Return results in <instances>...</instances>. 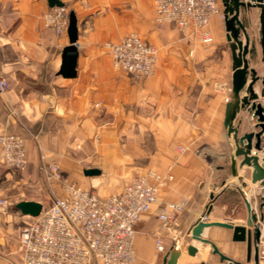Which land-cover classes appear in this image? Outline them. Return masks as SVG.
<instances>
[{"label":"crops","instance_id":"obj_1","mask_svg":"<svg viewBox=\"0 0 264 264\" xmlns=\"http://www.w3.org/2000/svg\"><path fill=\"white\" fill-rule=\"evenodd\" d=\"M62 1L78 20L74 77L59 74L69 37L67 31L58 34L45 27L48 0H0V76L10 83L8 91H0V132L23 133L28 157L27 169L19 171L3 161L0 150V198L5 200L0 204V264H21V256H16L21 251L19 235L29 215L15 203L30 199L44 204L40 197L49 193L45 169L51 162L84 187L100 185L104 195L120 192L144 169H171L173 180L136 224L137 256L129 264H163L172 247L180 252L177 264H229L212 252L210 242L191 233L204 214L209 221H222L227 204L220 199L229 191L240 194L241 202L246 194L255 211L260 192V182L251 179L252 167L240 164L243 155L235 157L237 174H232L235 142L227 135L224 119L232 100L233 60L224 18L212 16L214 40L204 43L174 23L157 22L154 0ZM218 2L224 10L222 0ZM130 32L158 48L157 68L148 78L116 68L106 47ZM252 38L256 53H249L248 59L263 76L259 31ZM261 88L258 80L256 101L263 102ZM245 95L242 91L239 97ZM255 122L249 106L240 105L234 119L238 135L253 130ZM262 148L258 155L264 164V136ZM88 167H98L101 173L87 175ZM240 181L246 191L239 188ZM181 200L187 201L186 207L163 226V202ZM146 229L154 231V241L144 235ZM182 233L190 240L183 242ZM158 236L165 243L163 251L156 246ZM204 237L231 257L232 264L246 261L247 243L233 240L232 229L212 225ZM195 242L207 246L205 254ZM208 255L219 260L208 261Z\"/></svg>","mask_w":264,"mask_h":264},{"label":"built area","instance_id":"obj_2","mask_svg":"<svg viewBox=\"0 0 264 264\" xmlns=\"http://www.w3.org/2000/svg\"><path fill=\"white\" fill-rule=\"evenodd\" d=\"M155 19L159 23H174L182 32L204 43L214 36L210 29L213 15L225 18L218 0H154ZM45 27L58 34L65 33L69 24L66 6L51 7L43 14ZM106 47L113 64L144 79L157 68L158 48L136 32L127 33ZM10 88L6 76H0V91ZM3 161L10 167L27 169L26 139L22 134L0 132ZM47 179L63 186L62 195L43 206L38 216L26 221L20 229L21 264H129L137 256L136 224L159 200L162 189L174 178L170 170L161 172L144 169L118 193L101 195L65 177L56 162L46 169ZM5 200L0 198V204ZM187 205L186 200L165 201L159 212L163 226L168 225ZM207 219V215L202 218ZM159 250L165 249L161 237H156Z\"/></svg>","mask_w":264,"mask_h":264},{"label":"water","instance_id":"obj_3","mask_svg":"<svg viewBox=\"0 0 264 264\" xmlns=\"http://www.w3.org/2000/svg\"><path fill=\"white\" fill-rule=\"evenodd\" d=\"M51 7L63 6L62 0H48ZM225 14V28L227 39L230 43L233 60L232 75V100L227 102L225 110L224 126L228 137H233L235 142L234 152L231 155L232 174H237L236 156L243 155L241 166L252 167L251 179L253 183L260 182V192L257 197V211L254 209L252 200L244 195L247 206L246 224H235L225 221H209L205 217L200 218L192 227V236L201 241H208L212 245V252L220 256L221 261L229 264L234 263L233 259L223 253L216 243L206 239L204 233L207 227L218 225L232 229V239L235 241H246L247 256L245 262L237 264H264V164L260 162L258 155L262 151V139L264 136V101H256L258 93L254 90V84L260 80L262 84L261 94L264 95V75L260 76L257 69L251 65L248 54L256 53L255 39L249 34L246 24L240 18L242 8L259 7V43L264 52V0H222ZM69 44L62 50V61L59 74L64 77H74L77 74L78 63V20L73 10L69 12V24L67 28ZM246 95L242 99L241 92ZM249 106L256 118L254 129L238 135V127L234 125V119L239 106ZM254 147L255 152L251 153ZM264 161V154L262 155ZM87 175H98L101 169L98 167H88L84 169ZM213 196V194H212ZM44 204L38 200L21 199L15 203V208L23 215L38 216ZM192 247L191 251L194 252ZM180 252L171 248L164 258L163 264H177ZM200 264H205L201 262Z\"/></svg>","mask_w":264,"mask_h":264},{"label":"rangeland","instance_id":"obj_4","mask_svg":"<svg viewBox=\"0 0 264 264\" xmlns=\"http://www.w3.org/2000/svg\"><path fill=\"white\" fill-rule=\"evenodd\" d=\"M259 12H260L259 7L242 8L241 12H240V18L246 24V28H247L249 34L250 35L252 34V36L258 34V31H259ZM142 171H140V172H142ZM140 172H138V173H140ZM65 177H67V176H65ZM47 181L48 182H46V185H47V191L49 192L48 196H46V194L43 193V194H41V197H40L44 201L45 205L50 204L52 199L55 196L63 194V190H62L63 186L61 184H58V183L52 184L48 179H47ZM77 183L82 185L80 182H77ZM245 185H246L245 182L240 181L238 186L240 189L243 188L245 190V188H246ZM99 186L100 185H97L95 187H92L91 189L97 191L100 194L104 193L103 191L102 192L99 191V189H100ZM102 195H104V194H102ZM105 195H107V194H105ZM244 195H246V194H244ZM244 195H243V202H245L244 201ZM257 197H258V195H257ZM241 201H242V198H241L240 194H238V193L231 194V192H229L228 194H226V196H224L222 199H220V203L227 204V208H226L227 210H226L224 217H222V221L232 222L235 224H246L247 210L244 207L242 209V206H244V203ZM27 219H28V221H30L32 219V216H28ZM207 220H210V218L207 217ZM191 233H192V231H191ZM137 234H138V231H137L136 235ZM144 235H146V237L150 238L151 241H154V231L153 230L146 229ZM180 237H183V239H184L183 242H186L185 240H190L189 239L190 237H188V235H186V233L185 234L182 233V235ZM144 250L146 252H148L147 248H145ZM149 253H154V252L150 250ZM16 256L18 259H20L21 251ZM216 257L217 256H209L208 255L207 260L209 261L210 259H214ZM217 259L219 260V256L217 257ZM223 263H225V261Z\"/></svg>","mask_w":264,"mask_h":264},{"label":"bare ground","instance_id":"obj_5","mask_svg":"<svg viewBox=\"0 0 264 264\" xmlns=\"http://www.w3.org/2000/svg\"><path fill=\"white\" fill-rule=\"evenodd\" d=\"M198 246H200L203 250L202 254H205V251H206V247L204 244H201L200 242H195Z\"/></svg>","mask_w":264,"mask_h":264},{"label":"trees","instance_id":"obj_6","mask_svg":"<svg viewBox=\"0 0 264 264\" xmlns=\"http://www.w3.org/2000/svg\"><path fill=\"white\" fill-rule=\"evenodd\" d=\"M12 133H15V132H12ZM19 134H22L25 137V135L23 133H19ZM229 192H231V191H229ZM234 193H236V192H231V194H234ZM45 206H47V205H45Z\"/></svg>","mask_w":264,"mask_h":264}]
</instances>
